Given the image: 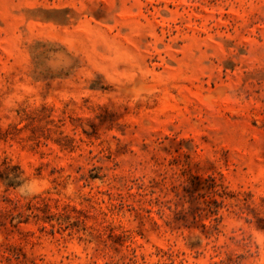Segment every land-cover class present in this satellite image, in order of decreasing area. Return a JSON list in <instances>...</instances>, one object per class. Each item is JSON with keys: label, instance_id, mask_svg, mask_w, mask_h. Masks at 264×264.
<instances>
[{"label": "rangeland", "instance_id": "rangeland-1", "mask_svg": "<svg viewBox=\"0 0 264 264\" xmlns=\"http://www.w3.org/2000/svg\"><path fill=\"white\" fill-rule=\"evenodd\" d=\"M0 264H264V0H0Z\"/></svg>", "mask_w": 264, "mask_h": 264}, {"label": "trees", "instance_id": "trees-1", "mask_svg": "<svg viewBox=\"0 0 264 264\" xmlns=\"http://www.w3.org/2000/svg\"><path fill=\"white\" fill-rule=\"evenodd\" d=\"M4 179H6L8 181L9 185H14V180H13L14 178L9 179L8 176H5Z\"/></svg>", "mask_w": 264, "mask_h": 264}]
</instances>
